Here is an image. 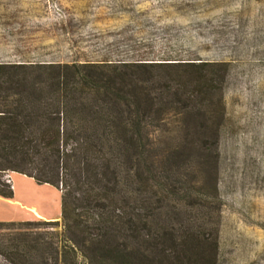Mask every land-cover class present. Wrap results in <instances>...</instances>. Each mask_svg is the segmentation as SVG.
Instances as JSON below:
<instances>
[{"label":"trees","instance_id":"16d2710c","mask_svg":"<svg viewBox=\"0 0 264 264\" xmlns=\"http://www.w3.org/2000/svg\"><path fill=\"white\" fill-rule=\"evenodd\" d=\"M84 67L72 75L81 87L53 66L42 85L0 75V196L13 195L12 171L60 191V224L0 221L20 231L0 255L8 264H215L221 121L177 120L162 132L147 86L116 82L132 66L103 78ZM38 224L60 227L46 238L30 231Z\"/></svg>","mask_w":264,"mask_h":264},{"label":"rangeland","instance_id":"374dc122","mask_svg":"<svg viewBox=\"0 0 264 264\" xmlns=\"http://www.w3.org/2000/svg\"><path fill=\"white\" fill-rule=\"evenodd\" d=\"M0 9L36 29L0 42L1 52L18 56L3 57L0 75L11 70L17 83L42 85L53 82V66L80 86L74 66H90L82 72L95 78L132 66L133 76L116 82L147 86L162 132L177 120H220L215 264H264V0H0ZM13 174L0 221L60 224L59 189ZM59 227L30 231L48 238ZM19 232L0 230V242ZM0 264H8L1 255Z\"/></svg>","mask_w":264,"mask_h":264},{"label":"crops","instance_id":"0c3cea01","mask_svg":"<svg viewBox=\"0 0 264 264\" xmlns=\"http://www.w3.org/2000/svg\"><path fill=\"white\" fill-rule=\"evenodd\" d=\"M1 11V9H0ZM36 29H34V27H31V26H25V24L23 22H21L19 19H16V18H4V16L0 17V42H2V40L4 39H17L18 37H22L23 35H25L26 33L28 32H32ZM1 45V44H0ZM13 52H10V51H0V63H2V59L3 57H5L4 59L7 61V59H10V58H18L17 56V53H13ZM19 55V54H18ZM3 59V60H4ZM12 62V61H10ZM25 62L24 61H20V60H17V62H15V64H19V65H22L24 64ZM14 64V63H12ZM13 175H21L22 177L24 178H28L29 177H25V175L23 174H13ZM16 190L15 186H14V189H13V194H14V191ZM36 214H38L39 216L40 213H38L36 211Z\"/></svg>","mask_w":264,"mask_h":264}]
</instances>
